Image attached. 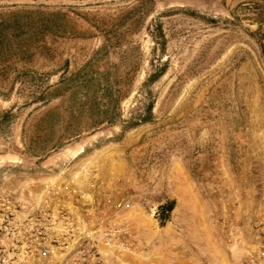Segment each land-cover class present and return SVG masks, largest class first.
<instances>
[{
  "label": "rangeland",
  "instance_id": "1",
  "mask_svg": "<svg viewBox=\"0 0 264 264\" xmlns=\"http://www.w3.org/2000/svg\"><path fill=\"white\" fill-rule=\"evenodd\" d=\"M262 39L264 0H0V207L68 187L151 258L175 233L264 249Z\"/></svg>",
  "mask_w": 264,
  "mask_h": 264
},
{
  "label": "built area",
  "instance_id": "2",
  "mask_svg": "<svg viewBox=\"0 0 264 264\" xmlns=\"http://www.w3.org/2000/svg\"><path fill=\"white\" fill-rule=\"evenodd\" d=\"M63 190L64 196L50 189L40 204L29 202L23 218L14 200H4L0 264H110L117 255L151 258L148 247L140 246L128 226L110 224V214L104 215L99 206L89 207L83 196H76L74 207L79 211L74 213L70 208L74 193L68 187ZM158 213L159 205H155L153 214ZM259 252L264 259V249Z\"/></svg>",
  "mask_w": 264,
  "mask_h": 264
},
{
  "label": "crops",
  "instance_id": "3",
  "mask_svg": "<svg viewBox=\"0 0 264 264\" xmlns=\"http://www.w3.org/2000/svg\"><path fill=\"white\" fill-rule=\"evenodd\" d=\"M173 237L170 248L163 251L157 246L155 257L142 259L143 264H252L253 259L258 261L261 241L258 233H175Z\"/></svg>",
  "mask_w": 264,
  "mask_h": 264
},
{
  "label": "trees",
  "instance_id": "4",
  "mask_svg": "<svg viewBox=\"0 0 264 264\" xmlns=\"http://www.w3.org/2000/svg\"><path fill=\"white\" fill-rule=\"evenodd\" d=\"M261 47L264 53V39L261 40ZM174 207H175L174 201H170L166 204L159 205V213L157 214L156 218L160 221L161 224H164L169 220Z\"/></svg>",
  "mask_w": 264,
  "mask_h": 264
}]
</instances>
